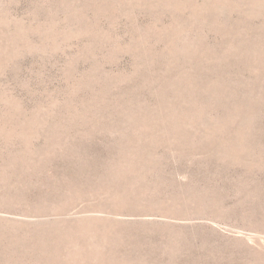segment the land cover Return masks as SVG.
Wrapping results in <instances>:
<instances>
[{"label":"rangeland","instance_id":"1","mask_svg":"<svg viewBox=\"0 0 264 264\" xmlns=\"http://www.w3.org/2000/svg\"><path fill=\"white\" fill-rule=\"evenodd\" d=\"M0 264H264V0H0Z\"/></svg>","mask_w":264,"mask_h":264}]
</instances>
